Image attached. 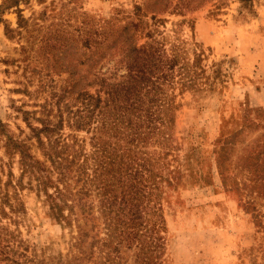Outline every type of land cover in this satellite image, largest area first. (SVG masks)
<instances>
[{
  "label": "rangeland",
  "instance_id": "374dc122",
  "mask_svg": "<svg viewBox=\"0 0 264 264\" xmlns=\"http://www.w3.org/2000/svg\"><path fill=\"white\" fill-rule=\"evenodd\" d=\"M131 24L133 43L155 56L149 81L168 104L166 123L141 152L119 143L123 162L108 167L107 193L92 186L82 202L91 215L78 206L67 226L7 143L25 142L52 170L30 126L62 117L53 138L75 143L93 172L97 139L72 128L70 112L100 88L94 33L116 38ZM119 59L117 51L101 72L109 77ZM78 79L82 88L59 104ZM8 182L18 190L7 189L14 208L0 200V232L17 264L77 263L83 233L92 250L84 264H264V0H0L2 194ZM82 187L70 182L74 193Z\"/></svg>",
  "mask_w": 264,
  "mask_h": 264
},
{
  "label": "trees",
  "instance_id": "16d2710c",
  "mask_svg": "<svg viewBox=\"0 0 264 264\" xmlns=\"http://www.w3.org/2000/svg\"><path fill=\"white\" fill-rule=\"evenodd\" d=\"M150 6L157 7V1L151 2ZM136 27L135 24L124 27L116 38H112L106 29L105 31H97L90 39L94 45L93 69L96 70L99 67L94 74V85H98L100 88L95 95L87 94V92L81 95L83 107L74 113L69 111L72 114L69 117V123L72 128L77 130L92 131L94 134L92 140L97 139V142H92V146L96 148V153L102 155H99L97 160L93 158L95 162L93 172H90L87 165L90 160L89 157L85 156L82 159L83 154L80 151H71L75 148V143L69 145L59 137L53 138L54 134L64 127L62 117L57 124H53L48 119L47 121L41 120V128L30 126L33 133L32 137L39 142L44 157H47L51 163L52 170L47 168L45 163L34 160L35 158L29 152L30 148L25 142L10 139L7 143V148L10 150L11 145L21 157L19 163L22 176L28 175L37 181L38 189L47 197L46 202L50 204V209L55 218L67 226L71 225L72 217L76 215L75 208L78 206L86 219L91 215V211L86 209V204H83V201L89 198L92 186L102 189L101 191H105L104 194L107 193L108 167L116 164V162H123L124 154L118 153L121 151L119 143L125 142L127 145H134L140 150L138 152H141V147L156 135L157 130L161 133L162 127L165 126L166 122L165 118L161 116V110L168 108V104L166 105L165 102L158 103L157 84L152 80L149 81V76H152L154 69L157 68L154 61L155 56L152 49L143 48L136 42L133 43V29L136 30ZM85 44L87 45L88 42L86 41ZM117 51L120 59L114 69L109 70L110 76L106 77L108 72H101L104 66L101 64L105 60L111 61ZM123 68L128 71L127 74H119ZM80 84L81 80L78 79L64 90L62 95L55 96L59 97V104L63 98L71 96L82 88ZM159 107L161 108L158 111ZM62 114L63 112H60V115ZM94 124H97L96 127ZM112 139L115 140V143ZM80 160L83 162L80 163ZM53 174L59 175L57 181H53ZM71 181H75L76 184L83 182L81 190L74 193L70 188ZM12 185V182L5 184L6 192L4 194L0 188L1 203L11 206V209L14 206L10 204L11 197L7 189L18 190ZM50 187L54 188L53 194L48 192ZM14 197H17L16 192ZM75 199H77L78 205L68 203V201ZM115 203H117V199H115ZM66 208L71 211V215L65 213ZM2 233L1 231L0 262L17 264L9 256L13 252L11 241L5 238ZM138 234L139 232L135 236ZM87 236L88 234L83 233L76 238L77 242L73 247L79 248L83 256L77 263L71 264H84L91 260L92 250L87 245Z\"/></svg>",
  "mask_w": 264,
  "mask_h": 264
}]
</instances>
